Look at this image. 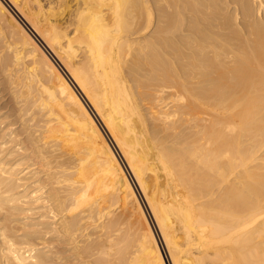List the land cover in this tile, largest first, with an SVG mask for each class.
Masks as SVG:
<instances>
[{
	"label": "bare ground",
	"instance_id": "bare-ground-1",
	"mask_svg": "<svg viewBox=\"0 0 264 264\" xmlns=\"http://www.w3.org/2000/svg\"><path fill=\"white\" fill-rule=\"evenodd\" d=\"M6 1L0 264H264V0Z\"/></svg>",
	"mask_w": 264,
	"mask_h": 264
},
{
	"label": "rangeland",
	"instance_id": "rangeland-1",
	"mask_svg": "<svg viewBox=\"0 0 264 264\" xmlns=\"http://www.w3.org/2000/svg\"><path fill=\"white\" fill-rule=\"evenodd\" d=\"M4 2H6V5L8 6V8L12 11L13 9H12V7H11V5L10 4H8L7 3V1L6 0H3ZM252 2H253V4H257L256 5V7L260 4V2H261V0H251ZM260 1V2H259ZM256 2H258V3H256ZM235 5H237V4H232L231 6L232 7H230V10L235 6ZM14 14H16L15 13V11L13 10L12 11ZM258 15L257 16H263L264 17V11H261V10H259V12L257 13ZM5 21H6V25H5V21H3V23H2V25H0V34H2V36H0V42H2L3 43V40L5 39L4 37H6L7 35V37L9 38V37H11L12 35H15L16 34V32L17 31H15L16 30V28H15V26L12 24V22L10 21V19H4ZM63 20H65V19H63ZM63 20H61V22L63 21ZM7 22H8V24H7ZM9 22H11L10 24H9ZM9 25H11V26H13L14 28L12 29H10V27L11 26H9ZM7 28H6V27ZM9 27V28H8ZM10 29V30H9ZM5 30H6V32H5ZM8 30V31H7ZM11 30H13V31H15L14 33L11 31ZM11 31V32H10ZM8 32V33H7ZM11 33V34H10ZM13 33V34H12ZM7 34V35H6ZM11 36H10V35ZM1 43V44H2ZM3 45V44H2ZM10 98V97H9ZM7 99L6 101H4L5 103L7 102V101H10L11 99ZM4 103V104H5ZM7 103H9V102H7ZM10 103H13V102H11L10 101ZM3 104V105H4ZM98 121V120H97ZM99 122V121H98ZM100 123V122H99ZM100 126H101V124H100ZM103 126H101V128H102ZM104 128H102V130H103ZM103 133L105 134V132H104V130H103ZM106 134H107V132H106ZM106 137H107V139H108V141H109V143L112 145V146H114L113 148L116 150V152H118L117 154H119L120 153V150L118 149V147L116 146V144H114V142H113V144L111 143V141L110 140H112L111 138H110V136L109 135H105ZM109 137V138H108ZM119 158L121 159V162H122V164H123V167H124V169H125V171L126 170H128V171H126V173L127 174H129L128 176H129V178L131 179V181H132V183H134L133 185H134V187H135V189H136V191H138L137 193H138V195H139V198L142 200V203H143V205H144V207H145V209L147 210L146 212H147V215H148V217H149V219H150V221H151V223H153L152 225H153V227H154V229H156L155 230V232L157 233V237H158V239H159V241H160V243L162 242V238L160 237V233L158 232V229L156 228V225H155V223H154V220L152 219V215L150 214V210H149V208H148V205H147V202H146V199L144 198V196H143V194L140 192V189L138 188V185L136 184V180L134 179V176H133V174H132V172L130 171V169L128 168V165L126 164V161H125V159L123 158V156H122V154L120 153L119 155ZM121 156V157H120ZM127 166V167H126ZM142 196V197H141ZM144 200V201H143ZM18 214V215H17ZM17 214H15V216H17L16 218H19V220H23V222H24V224L22 225V223H21V227H22V229H25V230H27V229H30V228H34V227H36L34 224H33V222L35 221V220H32V216L34 215V214H32V212L31 213H29V212H24V213H17ZM14 216V217H15ZM153 221V222H152ZM18 222V221H17ZM20 222H22V221H20ZM20 222H19V224L18 225H20ZM32 224L34 225L33 227H31L32 226ZM24 225H26L27 226V228H25L26 226H24ZM30 225V226H29ZM24 226V227H23ZM21 232H23V230L21 231ZM159 234V235H158ZM82 240H85L86 238H87V235L85 236H83V237H80ZM163 243H161V246H162V248L164 247V244L162 245ZM163 251L165 252V254H167L168 255V253H167V251H166V248L164 249L163 248ZM66 254H67V256H68V252H65V253H63V254H61V257L59 258V261L57 262V260L58 259H55L56 260V262H52V264H57V263H59V264H79V262H77V261H74L75 263H73V260H67V261H65V262H63L65 259V257H67L66 256ZM63 257V258H62ZM69 257V256H68ZM61 259H63V260H61ZM67 259V258H66ZM49 264V263H48Z\"/></svg>",
	"mask_w": 264,
	"mask_h": 264
}]
</instances>
